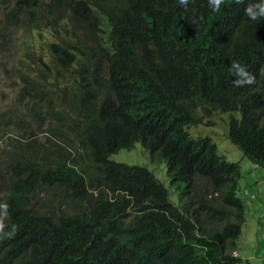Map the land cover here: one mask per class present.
Returning <instances> with one entry per match:
<instances>
[{"label":"trees","instance_id":"trees-1","mask_svg":"<svg viewBox=\"0 0 264 264\" xmlns=\"http://www.w3.org/2000/svg\"><path fill=\"white\" fill-rule=\"evenodd\" d=\"M257 2L0 0V53L21 51L18 108L0 116V264H241L238 163L189 127L227 115V138L264 167V19L244 12ZM233 61L254 84L233 85ZM135 142L177 204L149 169L109 158Z\"/></svg>","mask_w":264,"mask_h":264},{"label":"rangeland","instance_id":"rangeland-1","mask_svg":"<svg viewBox=\"0 0 264 264\" xmlns=\"http://www.w3.org/2000/svg\"><path fill=\"white\" fill-rule=\"evenodd\" d=\"M38 51L42 52L41 49H38ZM20 56V50L18 52L11 50L10 53L7 52L5 54L0 53L1 123H3L6 119H9L8 116L11 109L17 110L18 108V104L15 99L19 81L11 70L12 66H19L21 61ZM19 117H21L20 114ZM226 117L227 115L224 116L219 113H213L210 118L203 116L200 124L189 127V132L192 136H210L217 145L218 154L222 155L227 161L238 163L240 175L238 179L239 190L237 195L243 202L245 214L244 221L241 222V233L236 240V248L233 251V255L241 258V264H264V167L253 164L246 156L243 155L242 151L238 147L230 142L227 138L228 126L226 123ZM25 119L29 120L28 117H25ZM16 123L17 121L14 118V121L11 120V123L6 127L9 130L13 129L10 136L15 138L22 136L19 134L21 130L15 125ZM13 125L15 127H13ZM1 127L2 125L0 124V128ZM44 137H46V135L43 133L40 134L39 138L43 139ZM8 140L9 139H5L2 143H0V165L4 163L5 159H7V155H5L1 150L3 148L8 149L6 146ZM109 158L116 162H124L130 165H140L146 167L168 189L170 200L175 204L178 203V192L174 190L175 185H172L169 182L165 164L163 162L151 160L149 152L144 149L139 142H135L130 149L118 150L117 152L111 154ZM5 179L2 180V182L5 183ZM199 187L201 192L207 189L206 195H210L207 197L212 199L214 202H218L217 194L212 191L208 193L210 189L205 186V182L203 180H199ZM4 190L5 184L0 183V193H3ZM49 201L47 199H43L42 197V200H40V198L34 200L33 205L43 210L45 208H41L39 205L42 203L46 206ZM52 205H54L55 210L58 212L59 209L57 207V202L52 201ZM3 219L4 212L0 211V222H2Z\"/></svg>","mask_w":264,"mask_h":264},{"label":"clouds","instance_id":"clouds-1","mask_svg":"<svg viewBox=\"0 0 264 264\" xmlns=\"http://www.w3.org/2000/svg\"><path fill=\"white\" fill-rule=\"evenodd\" d=\"M226 0H208L209 7L218 12L221 5L225 4ZM236 4H243L244 0H234ZM182 6L188 5V0H179ZM245 15L253 21L264 19V0H259L257 3H248L244 8ZM229 71L235 77L233 80V85L236 87H243L245 85H251L255 83V76L248 72L247 68L240 64L238 61H233ZM264 73V69H261ZM2 207L6 210L7 205L4 204ZM4 224L0 222V232H3ZM15 232V225L12 226L11 232L7 233V236H11Z\"/></svg>","mask_w":264,"mask_h":264}]
</instances>
